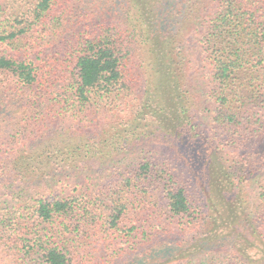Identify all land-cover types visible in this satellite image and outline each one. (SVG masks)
Here are the masks:
<instances>
[{"label": "trees", "instance_id": "16d2710c", "mask_svg": "<svg viewBox=\"0 0 264 264\" xmlns=\"http://www.w3.org/2000/svg\"><path fill=\"white\" fill-rule=\"evenodd\" d=\"M27 2L12 9L0 3V182L93 171L108 144L114 150L146 137L142 123L150 118L175 133L170 143L188 155L199 188L193 197L188 179L153 158L123 168L100 189L27 200L16 212L0 206V264H138L164 245L160 234L209 228L216 214L235 213L239 194L264 174V0H80L51 20L59 0ZM74 17L97 22L86 26L87 38L66 46L65 55L35 53L57 43ZM188 36L197 37L210 70L216 124L226 140L246 144L238 159L202 142L189 92L180 94ZM23 43L26 55L8 52ZM138 77L134 93L129 82ZM120 101L140 133L112 137L107 125L91 137L59 140L46 129L49 118L99 124ZM170 115H177V132L166 125ZM239 219L253 222L250 235L264 246V194L255 217Z\"/></svg>", "mask_w": 264, "mask_h": 264}, {"label": "rangeland", "instance_id": "374dc122", "mask_svg": "<svg viewBox=\"0 0 264 264\" xmlns=\"http://www.w3.org/2000/svg\"><path fill=\"white\" fill-rule=\"evenodd\" d=\"M27 1L33 2V0H0V3H2V7L4 5L8 9L16 6L27 8L31 4ZM79 2L80 0H59V6L55 7L47 18L51 20L53 16L63 11L76 9ZM67 20L66 27L70 30L66 34L61 35L57 43L52 44L49 42L50 46L45 49L40 47L35 53L39 54L41 52L45 53L44 55L51 54L54 56L59 52H63L62 55H65L67 53L66 46H73L71 44L80 36L87 38L88 33H83L88 30L86 26L94 28L97 24V22L87 21L86 17H74L72 18V23L69 19ZM196 39L197 37L188 36L183 44L186 66L183 77H180L182 89L180 94H183L186 90L189 92L187 97L190 104V113L194 124L201 133L202 142L207 145L211 144L212 148L216 149L221 155L225 154V159H238L246 152V144L240 143L236 138L226 140L223 130L215 122L216 104L210 97L212 90L210 70L201 59V47L196 42ZM70 40L71 43H69ZM30 43L32 45L33 41ZM24 45L25 43L15 49L9 48L8 52L15 56L26 55ZM6 49L7 47L3 48L2 51ZM68 51H72V49ZM141 78H136L135 83L134 79L130 78L129 85L134 93L136 91L139 92L138 82L143 81V78L142 81L140 80ZM184 99L186 100V95H184ZM179 103L181 106V99ZM116 105L118 110L114 114H110V116H101L99 124L90 122L61 123L57 120H53V122L49 118L45 123L47 125L46 129L48 133H51L59 140L60 135H64L67 138H79L85 135L91 137L98 134V132H102L107 125L109 128L114 129L112 130V137L119 134L127 136L140 133L139 130L141 128L134 121V118L130 120L134 115L127 106L128 103L120 101L116 102ZM1 111L3 109L0 105ZM176 118L177 115L168 116V120L171 123L166 125H169L168 128L177 132L175 129L177 126ZM145 124L144 133L147 135L146 137L133 141L129 146H118L114 150L112 145L108 144L107 149L104 150V160L99 161L93 171L86 170L80 173L77 171L75 174L69 171H55L42 179L0 182V206L16 212L23 205L22 203L27 200L54 196H74L78 195L84 186L90 189H100L108 184L112 177L123 168L130 170L143 161L153 158H159L171 163L178 174L188 179V182H184L186 189L195 197L199 182L190 168L188 155L179 145L170 143L171 141L175 142L177 136H171L175 135V133L168 130H166L167 132L161 131L155 124V120L151 121L150 118L147 122L142 123V128ZM27 128L28 132H30L31 128L28 126ZM262 194H264V174H259L245 188V193L243 195L239 194L241 198L237 201H240V204L234 203L236 207H233L235 208V213L231 211L229 213L231 215L222 214V217L216 214L217 221L209 228L199 226L186 230L184 226H179L174 229L175 231L160 234L156 241L157 243L162 242L164 245L153 250L149 255L145 254L144 258L138 261V264H264V246L261 245L256 234L252 237L250 235V233H253V228L251 227L253 222L250 224L245 222L243 224L239 219L241 213L243 219L246 217L251 221L255 217L262 202ZM133 198L138 199L136 197ZM153 214H156L154 217L157 219L158 217L165 219L167 216L165 212H154ZM133 217L135 218V216ZM183 229L185 232H182Z\"/></svg>", "mask_w": 264, "mask_h": 264}]
</instances>
